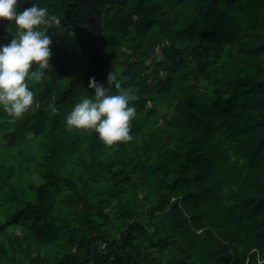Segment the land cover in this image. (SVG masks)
Returning <instances> with one entry per match:
<instances>
[{
	"label": "trees",
	"instance_id": "trees-1",
	"mask_svg": "<svg viewBox=\"0 0 264 264\" xmlns=\"http://www.w3.org/2000/svg\"><path fill=\"white\" fill-rule=\"evenodd\" d=\"M33 3L60 25L0 109V264H264V0ZM92 77L133 90L132 141L66 127Z\"/></svg>",
	"mask_w": 264,
	"mask_h": 264
},
{
	"label": "clouds",
	"instance_id": "clouds-1",
	"mask_svg": "<svg viewBox=\"0 0 264 264\" xmlns=\"http://www.w3.org/2000/svg\"><path fill=\"white\" fill-rule=\"evenodd\" d=\"M18 4L19 0H0V19L16 26L9 42L0 43V109L14 118L22 117L35 104L28 82L44 79L51 68L53 39L42 26L60 25V19L52 17L47 7L33 3L20 10ZM107 79L113 81L115 76L110 72ZM88 87L94 94L74 104L65 116L66 127L94 131L105 145L132 141L131 121L136 116L133 90L116 83L118 91L111 94L94 77Z\"/></svg>",
	"mask_w": 264,
	"mask_h": 264
}]
</instances>
